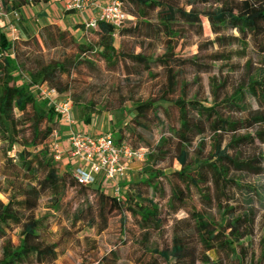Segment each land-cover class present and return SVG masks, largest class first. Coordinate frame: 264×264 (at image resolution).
<instances>
[{
	"label": "rangeland",
	"instance_id": "1",
	"mask_svg": "<svg viewBox=\"0 0 264 264\" xmlns=\"http://www.w3.org/2000/svg\"><path fill=\"white\" fill-rule=\"evenodd\" d=\"M162 2L185 12L193 10L199 15V21L193 25L180 21L173 27L175 35L167 37L158 22V10L147 11L143 17L142 11L132 9L125 3V11L128 14L135 13L136 18L135 21L125 24L123 35L118 34L114 37V47L118 52L141 55L154 62L148 68L120 60L105 61L95 53L81 55L73 47L72 41L94 46L96 40L92 33L79 40L67 30H61L66 34L62 41L59 40L56 27L38 30V23L34 22L31 29L20 17V34L18 40L13 43L27 67L50 61H68L74 64L68 74L61 76L62 86H66L67 91L59 96L61 99H70L73 103L76 123L72 130L88 132L87 134L91 135L110 133L116 142L121 136L126 135L130 146L146 149V155L156 150L161 138L166 139L168 145L165 146H169L162 149L161 155H157L164 158L163 160L158 161L157 158L151 160L154 169L160 170L163 174L156 181L158 184L156 190L136 185L145 179L141 174L145 160L142 163L132 162L128 164L127 169L126 184L131 194L140 195L137 199L140 204L152 201L157 205L156 220L158 219L160 223L142 226L140 218L134 217L125 207L120 212L99 211L96 195L100 193L110 197L112 195L98 185H93L88 190L68 186L58 211L52 209L51 198L44 194L34 214L36 218L43 219L44 229L41 235L45 241L57 245V258L50 264H97L104 257H107L105 264H166L154 250L158 252L170 250L174 236H179L178 238L192 248L196 264H202L200 256L203 254V248L198 241L190 214L198 212L218 224L220 213L217 211L215 201L209 203L202 200L196 189L188 188L178 181L175 175L182 166L177 160L178 153L172 148L176 142L174 131L178 128V111L173 106V101L181 94L177 91L174 95H163L167 83V69L156 60L159 58L169 60L175 81L180 87L186 85L185 94L189 100L196 99L204 106L214 103L221 105L238 89L245 88L250 81L259 80L264 76V36L240 40L236 31L229 28H223L219 35L213 34L203 14L218 8L219 5L214 0L207 2L162 0ZM23 28L27 35L24 34ZM27 36L31 40L25 44ZM34 95L40 102L38 95ZM246 99L248 100L246 111L226 110L225 115L233 120L248 119L253 111L258 110L259 105L251 96L247 95ZM148 100L155 102L156 109L148 113L147 119L141 120V126H138L133 122L135 116L133 108L136 104ZM48 106L51 107L50 104ZM81 110L89 117L87 124L79 118ZM60 125L63 124L57 121L55 130L62 139L65 134L61 131ZM120 128L123 131H118ZM260 129H264V124H256L251 131H240L233 137L246 136ZM231 137V134L224 135L222 147ZM202 141L204 145L200 148ZM54 142L55 138L51 136L47 146H52ZM212 145L209 132L197 137L188 148L189 162L195 159H208ZM16 150L20 148L17 147ZM263 151L264 146L255 141L254 144L241 145L229 153L239 156L240 159L250 160ZM68 167L70 165L67 158L60 163L55 162L58 176L68 173ZM232 176L237 178L242 186L252 188L251 193L259 194L260 198L254 203L257 217L253 231L250 236L240 241L246 255H241V263H234L230 259L224 262L264 264V173L254 174L253 171H248L235 175L233 173ZM176 189L184 192L185 202L182 206L179 205L177 212H174L176 206L175 203L171 204L170 197L172 191ZM211 193L216 194L214 188L211 189ZM227 198H230L229 205L232 206L241 202V195L237 189L229 190L224 199ZM0 199L5 201L2 195ZM225 202L223 201V204ZM77 212H82V217L78 221L75 219ZM6 240L10 241L12 248L17 247L20 229L11 225L6 238L0 240V256ZM239 250L238 246L236 252ZM206 255L210 260L216 258L212 252H207Z\"/></svg>",
	"mask_w": 264,
	"mask_h": 264
},
{
	"label": "trees",
	"instance_id": "2",
	"mask_svg": "<svg viewBox=\"0 0 264 264\" xmlns=\"http://www.w3.org/2000/svg\"><path fill=\"white\" fill-rule=\"evenodd\" d=\"M35 1L47 3L49 0H32V3ZM122 1L123 5L127 3L132 9L142 11L143 17L147 11L158 10L157 19L167 37L175 35L173 27L180 21L188 25L199 21V15L193 10L185 12L165 5L162 0ZM214 1L218 3V8L203 14L213 34L219 35L223 28H229L236 31L240 40L264 36V0ZM23 5L25 3L18 1L11 9L19 12ZM128 15L136 18L135 13ZM3 27H0V195L5 201L0 199V240L6 238L11 225L20 229V240L15 248H12L10 241H5L1 248L0 264H50L57 258V245L46 242L41 235L44 229L43 219L36 218L34 214L40 199L47 194L51 198L52 209L58 211L68 186L80 190L92 187L78 185L70 167L67 168L68 173L58 176L52 146H47V141L56 131L58 117L53 108L48 106V102H39L35 98L33 87L44 83L55 89L60 96L67 91L66 86H62L61 76L68 74L74 64L68 61H50L27 67L26 62L21 60L16 51L15 43L7 40L2 31ZM23 29L27 35L25 28ZM49 29L52 28L45 27L42 30ZM122 30H116L106 22H97L95 28L91 30L96 40L95 45L72 41L73 47L81 55L95 53L105 61L120 60L148 68L154 62L144 56L129 55L115 49L114 35H123ZM57 32L59 40L63 41L65 32L58 30ZM27 37L25 44L31 40L29 36ZM156 61L167 69V83L163 95H174L177 91L181 94L173 101V106L178 111V128L174 131L176 142L172 148L178 153L177 160L182 166L175 175L182 184L196 189L202 200L209 203L215 201L217 211L220 213L218 224L198 212L190 214L198 241L203 248L201 263L225 264L224 260L229 259L234 263H241V255L245 256L246 252L241 248L243 244L240 241L250 236L253 231L257 217L254 203L260 196L255 192L251 193L252 188L242 186L232 175L248 171H253L254 174L264 173V151L250 160L240 159L237 155H231L229 151L236 150L241 145L254 144L255 141L264 146V129L246 136L233 137L240 131H251L256 124H264V76L259 80L250 81L245 88L238 89L233 96L225 99L223 104L204 106L196 99L187 98L186 85L180 87L175 81L168 59L159 58ZM247 95L258 103V110L243 120H233L225 115L226 110L246 111ZM154 104L153 100L136 104L133 108L135 115L133 122L141 126V120H146L147 114L156 109ZM79 118L87 124L89 117L81 110ZM118 131L123 130L120 128ZM207 132L211 134L213 141L211 155L208 159H195L189 162V146L197 137H202ZM230 134L231 139L222 147L224 135ZM125 138L130 144L126 135L118 140ZM203 142L200 148L203 147ZM165 145H168L167 140L161 138L156 150L146 155L144 167L141 169L145 179L136 185L157 189L156 181L163 174L160 170L154 169L151 160L164 159L157 155H161L164 147H169ZM17 147L20 150L17 151ZM126 182L127 180L121 186L119 197L105 196L102 193L96 195L99 211L120 212L125 207L134 217L140 218L142 226L160 223L158 219L156 220L157 205L152 201L140 204L137 200L140 195H132ZM212 188L216 194L211 193ZM232 189H237L241 195V202L236 206L229 205L230 198L224 199L226 193ZM126 190L128 192H125ZM223 201H226L225 204ZM170 202L175 203L174 212H177L179 205L182 206L185 202L184 192L177 189L172 191ZM81 217L82 212H77L76 221ZM178 237L174 236L170 250L160 252L154 250V253L166 264H196L192 248ZM238 246L240 250L237 253ZM207 252H212L216 258L210 260ZM106 262L107 257H104L97 264Z\"/></svg>",
	"mask_w": 264,
	"mask_h": 264
},
{
	"label": "built area",
	"instance_id": "3",
	"mask_svg": "<svg viewBox=\"0 0 264 264\" xmlns=\"http://www.w3.org/2000/svg\"><path fill=\"white\" fill-rule=\"evenodd\" d=\"M18 1L32 2V0H0V27L1 22L5 21L2 31L9 35L10 38L7 40L12 43L18 40L20 34V13L11 9ZM64 8L67 12L79 14L88 10L93 12V17L83 25L86 31L93 30L97 22H106L116 30H120L127 22L135 21L126 13L122 0H68ZM33 91L41 101L51 105L58 122L68 128L64 145L57 143L60 138L56 131L52 134L55 138L51 148L54 161L60 163L67 158L78 185H98L105 192H110L113 197H119L121 186L127 178L128 164L142 163L147 150L134 149L126 138L116 142L110 133L93 136L72 130L76 119L71 100L61 99L55 89L44 83L34 86Z\"/></svg>",
	"mask_w": 264,
	"mask_h": 264
},
{
	"label": "crops",
	"instance_id": "4",
	"mask_svg": "<svg viewBox=\"0 0 264 264\" xmlns=\"http://www.w3.org/2000/svg\"><path fill=\"white\" fill-rule=\"evenodd\" d=\"M67 1L68 0H49L45 4L41 1L25 3V5L20 8V17L25 21V25L31 29L33 28L32 23L36 22L38 23V30H42L45 27H56V29L60 31L67 30L72 36L79 38V40L86 38L92 32L86 31L83 25L93 17V12L91 10L81 14L67 12L64 8ZM5 24L6 22L2 21L1 27L5 26ZM5 35L7 39L10 38L7 33ZM60 126L61 131L65 135L62 139L60 138L57 143L64 145L68 128L65 125ZM95 135L98 134H93V136Z\"/></svg>",
	"mask_w": 264,
	"mask_h": 264
}]
</instances>
